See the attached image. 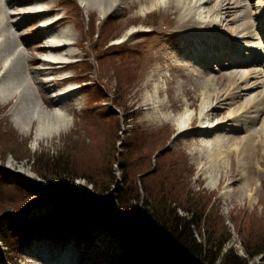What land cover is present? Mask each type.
Returning a JSON list of instances; mask_svg holds the SVG:
<instances>
[{"label": "rangeland", "instance_id": "rangeland-1", "mask_svg": "<svg viewBox=\"0 0 264 264\" xmlns=\"http://www.w3.org/2000/svg\"><path fill=\"white\" fill-rule=\"evenodd\" d=\"M39 2H44V12L24 13L29 10V5ZM127 2L128 0H119L116 6L103 17L95 9L84 10L78 0H25V3L15 6L13 11L21 13L16 16L19 22L13 26L15 28L14 33L15 36H20L19 41L22 43L20 49L27 54V58H40L43 56L45 52L42 51L41 47L47 43V31L70 25L75 32L76 45L73 46L75 54L68 59V62H72L65 64V67H59L45 74L37 71L41 74H36L34 71L30 72V67H40L44 64H28V62L25 64L24 61H21L24 64L23 71L27 86L33 96L39 103L47 106L45 104L48 101L46 97L55 99L54 96L60 89L68 84L75 88L72 92L75 95L71 93L66 95L62 103L67 113L72 117L71 125L57 135L43 137L33 147V129L27 134L21 133L15 128L11 114L8 111L11 102L9 104L0 102V130L4 131V133H1L0 140L6 144L5 150H0V163L10 171L23 176L29 175L24 171V169H29L32 172L31 177H38L40 180L42 178H39L31 168L35 156L47 153V151L52 156L66 150L71 151V153L73 151V157L76 163L81 164L79 168L83 169V173L90 174L96 170L99 173L104 170L106 173L109 171L110 177H113V180L111 177L112 181L109 183L110 187L107 191L104 194L95 196L99 195L101 197L100 203H103L102 205L111 216V214H116L119 210L116 194L117 190L123 185V171L120 166V163L122 164V155L126 156V160L130 162L144 159L152 164L155 156L167 150L172 151V153L164 156L173 157L174 154L181 152L180 155L185 158L184 161L189 165L186 172L189 175L191 173L189 176L191 188L195 191L201 190L207 193H215L212 202L215 201L219 208V213L222 215L226 229L231 236L223 248L233 244L237 254L247 259L246 264H264V251L249 256L243 246V242L248 243L249 246L253 245V243H249L250 236L253 240L259 238L258 236L264 238V180H260L262 166L257 163L255 156L254 160L250 161L249 170L247 169L249 174L247 183L244 180H236V176L233 179H229L227 177L228 169L234 173L239 170L238 157L233 153L230 144L214 147L209 154L215 155L217 163L222 159L219 154L223 155L225 167L224 171L219 173L217 182L213 186H209V170L211 166H209L207 161L208 151L200 145V142L207 139L212 140V137L216 134L232 135V133H224V130H222L208 138L194 135V132H196L194 128L202 124V116L199 109L203 101L204 89L199 84L206 77L218 73V66L215 65L211 54L222 55L227 51L230 54L234 53V57L239 58L241 56L242 59L247 58V54L250 51L248 48L242 49L228 41H226V44L235 49L233 52L226 46L209 47L204 46V44H198L193 40L188 42L185 37L178 35L175 29L177 13L160 8L146 15L145 19L149 20L147 23L134 24L138 30L131 38L127 39L125 36L122 41L124 44L123 51L120 55H115L113 50L108 49L106 53L99 56L100 58H96V53L99 50L101 51L102 47H108L131 27V22L125 21L124 18L129 15H136L138 7L125 9ZM213 2L207 3V8ZM261 2H264V0H252L251 5L248 7L249 14L246 19L250 22V29L254 33V37L246 38L243 41L249 42V44H261L262 46L264 44V31L262 32L258 27L260 23L258 20H264V17H261L264 14V7H262ZM121 10L122 15L117 14ZM203 10H206V8ZM56 14L59 16L58 18ZM214 16L217 17L215 14ZM43 20L46 22L51 21L52 24L48 28L42 27ZM166 21L171 22V24L168 26ZM101 26L103 27L99 30ZM225 28V22H222L214 29L224 31ZM210 30L211 28L205 29V31ZM261 50V56L255 57L257 61L254 63L250 62L241 69L255 71L257 77H251V81L257 78L258 85L254 90H251V93L254 94L258 91L263 96V46ZM198 51L201 52L196 54ZM202 52L207 54L200 55ZM225 56L229 57V54ZM204 58L205 61L209 59L210 67H206ZM57 65L64 66L62 64ZM154 67L161 71L164 77L159 82V99L170 105L173 104L172 97L179 95L178 106H169L159 110L148 108L145 100L147 92H151L150 83L152 80L150 72ZM202 67L207 73L202 71ZM118 69L122 71L123 84L135 81L129 85L125 93L115 85V75ZM226 71H228V68L225 69ZM201 72L203 73L198 76V73ZM66 75L69 77L64 80H58L59 77ZM49 77H53L51 83L45 84V80ZM183 84L190 88L197 85L199 89L198 100L191 106L192 115L189 119V122L192 121L194 128L181 132L178 124L179 120L168 119L167 116L168 114L177 115L183 110L184 103L190 102V100L185 101V97L181 93ZM219 88L223 90L230 88V81L225 80L224 84ZM44 89L47 90L46 93L42 91ZM115 95L116 97H114ZM236 104H238L237 101L226 105L224 110L228 112ZM255 106L261 108L254 124V128L259 129L264 120V100L258 101L257 99ZM47 107L52 108V106ZM87 107L90 109L88 110ZM254 108L256 107L243 112L240 117L243 118L246 115L255 114L253 112ZM84 110L97 117V119L82 114ZM92 119L97 124H101L100 129L96 132H93L94 128L83 127V124H87ZM215 119L211 118L205 124L210 125ZM82 121L84 122L81 125ZM232 122L229 121L228 123L231 124ZM137 126L149 129H162L164 126H171L175 133L171 134L169 139L167 138L162 145L155 148L151 153L139 156L144 143L152 139L146 136L144 141V135L136 128ZM239 134L243 135L244 131H240ZM260 137L254 136L252 139L254 141H251L249 145H253V142L261 145ZM12 138L18 144L13 146L11 143ZM80 138L82 140H79ZM242 150L245 157L255 155V151L251 147L243 146ZM256 151L259 155L263 152L259 146ZM124 165L126 166L127 164ZM184 171H182L183 174ZM78 178L84 177L78 176ZM134 178L138 185L141 186L140 174H136ZM42 180L40 181L42 182ZM87 181H80L79 183L82 186L79 185L76 188L79 190L85 189L88 191L87 193H90L93 185L90 181ZM225 188L232 190L227 193L223 191ZM107 202L109 205L104 204ZM111 233L114 234L115 230ZM197 238L201 239L199 235H197ZM108 240L103 238L102 232L100 234L97 233L94 238H92V235H83L80 238L69 235L62 239L42 232L41 234H34L28 242L22 238V241L18 240V243H12V249H7L0 242V264H33L35 260H44L45 258L56 260L61 253L71 256V264H129V262L136 259L130 251L124 254L121 244L118 248V239L117 243H109ZM262 244L264 246V243ZM223 248L221 253L224 252Z\"/></svg>", "mask_w": 264, "mask_h": 264}, {"label": "trees", "instance_id": "trees-1", "mask_svg": "<svg viewBox=\"0 0 264 264\" xmlns=\"http://www.w3.org/2000/svg\"><path fill=\"white\" fill-rule=\"evenodd\" d=\"M108 49L114 47H102L97 58ZM88 107L89 110L91 106ZM82 114L97 119L86 110ZM93 119L87 124H83L84 120L81 125L96 132L101 124ZM136 128L145 141L147 133ZM1 133L4 131L0 130V136ZM170 135L147 140L139 156L151 153ZM11 143L18 144L13 138ZM5 147L0 140V150ZM171 153L167 150L155 156L152 164L144 159L130 162L121 156L123 185L117 190L119 210L113 217L94 198L107 191L113 177L111 180L109 171L104 170L83 173L73 151L55 156L47 151L35 156L31 168L45 184L0 166V242L12 249V243L22 238L28 242L34 234L42 232L62 239L115 230L114 236L124 253L130 251L136 258L129 264H246L247 259L232 248L221 253L231 236L219 208L212 202L215 193L192 189L185 158L181 152L173 157L164 156ZM136 174H140L141 186L134 178ZM78 176L92 183L93 190L88 195L77 193L69 184V179ZM32 211L37 214L33 215ZM258 237L253 240L250 236L251 246L243 242L247 255L264 251V238Z\"/></svg>", "mask_w": 264, "mask_h": 264}, {"label": "bare ground", "instance_id": "bare-ground-1", "mask_svg": "<svg viewBox=\"0 0 264 264\" xmlns=\"http://www.w3.org/2000/svg\"><path fill=\"white\" fill-rule=\"evenodd\" d=\"M118 1L119 0H78L84 10L95 9L102 17L112 10ZM212 1H214L212 5L207 8L206 4ZM251 2L252 0H128L125 6L126 8L124 7L125 9L138 7L136 15H129L124 18L125 21L131 22L130 24L133 26L131 25L123 35H120L116 41L111 44L114 47L113 53H115V55H120L123 51L124 44L122 41L125 39V36L127 39L131 38L138 30L134 24L139 25L147 23L149 21L145 19L147 14L164 8L165 11L177 13L175 29L178 35L185 37L188 42L193 40L198 44H204V46L209 47L226 46L231 52L235 49L228 46L226 41L231 44H236V46L242 49L248 48L250 51V53L247 54L248 57L242 59L241 56L239 58L234 57V53L230 54L227 51L222 55L211 54L214 58L213 61L215 65L218 66V73L206 77V79L199 84V86L204 89V97L199 109L202 116V124L199 127L194 128L192 121L189 122L192 115L191 106L198 100L199 86L197 85L190 88L183 84L181 93L184 95L185 101L190 100V102H185L183 110L177 113V115L168 114L167 116L168 119L179 120L178 124L181 128V132L194 128L196 131L194 132L195 136L201 135L204 138H208L222 130H224V133H232V135L216 134L212 137V140L207 139L200 142V145L208 151L207 161L209 166H211L209 170V186H213L217 182L219 173L224 171L225 167L223 155L219 154L222 159L217 163L215 155L209 153L214 147L228 144H230L233 153L238 157L237 162L239 170L237 173H234L228 169L227 177L233 179L236 176V180H244L247 183L249 177L247 169L249 170L250 161L254 160L256 156L257 163L262 166L260 170V180H264V120L259 129L254 128L255 121L258 118L257 115L261 110V108L255 106V104L257 99L258 101H263L264 95L261 96L258 91L254 94L251 93V90H254L258 85L257 78L251 81V77H257L255 71L241 69L247 66L248 63L257 61L255 57L261 56V48L262 46L264 47V44L261 46V44H249V42L243 41L246 38L254 37V33H252L250 29V22L246 19L249 14L248 7L251 5ZM23 3H25V0H0V102L3 104H9L11 102L8 111L11 114L15 128L21 133L27 134L33 129V147L36 146L43 137L57 135L71 125L72 117L67 113L62 103L66 95L70 93L75 95L72 93L75 88L72 87L71 84L66 85L54 96L55 99L46 97L48 101L45 102V104L47 106H52V108L44 106L36 100L33 93L28 88L24 77V64L21 61H24L25 64H27V62L28 64H44L40 67H30V72L34 71L36 74H41L37 71H41L45 74L59 67L63 68L66 65L58 66L57 64L61 65V63H64L74 56L73 46L76 45V41L75 32L70 25H65L55 30H49L46 32L47 43L41 47L42 51L45 52L43 56L40 58H27V54L20 49L22 44L19 41L20 36H15V28H13V26L19 22L16 16L21 13L19 11H13V9L15 6H19ZM43 3L44 2H39L29 5V10L24 13L44 12ZM261 3L263 5L262 7H264V2ZM204 8H206V10H203ZM203 13H205V15H203ZM117 14L122 15V10ZM214 14L217 15V17H215ZM58 17L59 16H57V18ZM261 17H264V14ZM258 21L260 22L258 27L263 32L264 28L262 27H264V22L261 21L264 20ZM222 22H225L226 26L224 31L214 29ZM42 23V27L45 28H48L52 24L51 21L46 22L45 20H43ZM166 23L168 26L171 24V22L168 21H166ZM206 28H211V30L205 31ZM199 52L201 51H198L196 54ZM201 54L206 55L207 53L202 52L200 55ZM226 54H229V57L225 56ZM205 62L206 67H210L209 59H206ZM227 68L228 71L225 72ZM202 71L207 73L203 67ZM203 72L198 73V76ZM150 73L152 80L150 83L151 92H147L145 100L148 108L159 110L168 108L169 106H178L177 100L180 98L179 95L172 97L173 104L170 105L159 99V82L160 79L164 78L163 74L155 67ZM52 79L53 77L47 78L45 84H50ZM225 80L230 81V88L225 90L220 89L219 87L224 84ZM115 82L118 89L123 90L125 93L129 85L135 81L123 84L122 71L118 69L115 75ZM46 89L42 91L46 93ZM236 101L238 104H236L234 108L228 112L224 110L226 105H230ZM252 107H256L253 110L255 114L246 115L243 118L240 117L243 112L248 111ZM211 118L216 119L212 124L206 125L205 122ZM229 121L233 122L229 124ZM142 130L147 133L149 139L156 137L163 139L167 135L175 133V130L171 126H164L162 129L142 127ZM240 131H244V134L240 135ZM256 135L261 136V145L255 142H253V145H249L251 141H254L252 139ZM243 146L251 147L255 151V155L245 157L242 150ZM258 146L263 150L261 155L256 151ZM206 167L209 168L207 165ZM24 171L32 175L29 169H24ZM231 190L230 188H225L223 191L228 193L231 192ZM250 196L252 195L250 194ZM71 262V256L63 254L56 260L50 258L44 260L37 259L33 264H71Z\"/></svg>", "mask_w": 264, "mask_h": 264}]
</instances>
